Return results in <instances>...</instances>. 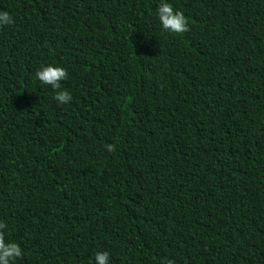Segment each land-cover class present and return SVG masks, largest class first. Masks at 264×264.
<instances>
[{"label": "trees", "instance_id": "16d2710c", "mask_svg": "<svg viewBox=\"0 0 264 264\" xmlns=\"http://www.w3.org/2000/svg\"><path fill=\"white\" fill-rule=\"evenodd\" d=\"M164 2L188 32L161 0H0L14 264H264V0ZM48 65L69 103L35 81Z\"/></svg>", "mask_w": 264, "mask_h": 264}, {"label": "clouds", "instance_id": "9594fccd", "mask_svg": "<svg viewBox=\"0 0 264 264\" xmlns=\"http://www.w3.org/2000/svg\"><path fill=\"white\" fill-rule=\"evenodd\" d=\"M156 15L162 30L172 34H182L189 31L187 20L181 11H174L171 4L161 0L157 6ZM14 23L13 17L8 12H0V27ZM68 78L67 71L62 67L48 65L35 72V81L42 85L50 86L56 90L53 99L59 104H67L72 100L67 90H62L61 82ZM34 81V82H35ZM108 152L115 151V145H106ZM7 225L0 222V264H14L17 258L23 255L21 247L14 242H6L4 229ZM95 264H109L107 251L97 252L94 255ZM162 264H175L172 260H165Z\"/></svg>", "mask_w": 264, "mask_h": 264}]
</instances>
